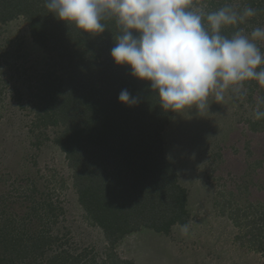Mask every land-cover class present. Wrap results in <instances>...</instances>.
<instances>
[{"label":"rangeland","instance_id":"1","mask_svg":"<svg viewBox=\"0 0 264 264\" xmlns=\"http://www.w3.org/2000/svg\"><path fill=\"white\" fill-rule=\"evenodd\" d=\"M221 1L237 9L242 0ZM215 4L195 5L206 12L223 6ZM248 20L240 24L246 33L264 27ZM258 47L264 53V41ZM56 61L31 40L23 17L0 23V247L6 237L18 240L16 264H130L78 202L74 171L55 143L63 125L32 126L39 76L61 73ZM245 89L220 104L209 97L211 114H171L161 134L191 223L188 236L175 225L164 235L191 264H264V117L254 118L261 87ZM129 217L132 225L142 220ZM36 239L48 240L42 254L25 255Z\"/></svg>","mask_w":264,"mask_h":264},{"label":"trees","instance_id":"2","mask_svg":"<svg viewBox=\"0 0 264 264\" xmlns=\"http://www.w3.org/2000/svg\"><path fill=\"white\" fill-rule=\"evenodd\" d=\"M221 2L194 0L224 6ZM244 7L256 10L247 19L251 25L264 24V0H242L237 10ZM17 17L25 19L31 40L56 56L61 72L39 76L41 89L32 126L63 125L55 143L74 171L79 204L102 229L110 247L139 227L168 234L172 226L186 224V191L178 185L162 148L161 134L172 113L161 110L146 83L112 61L111 48L119 34L114 20L104 21L103 34L89 36L56 19L45 0H0V23ZM241 25L226 29L225 34L231 35ZM122 89L138 95L140 102L122 105L118 101ZM260 92L262 101L264 87ZM260 105L264 111V103ZM130 213L142 220L132 225ZM262 221L258 230L264 236ZM6 238L0 247V264H16L20 251L15 248L20 244L14 237ZM45 244L48 240L36 239L24 254L41 255ZM56 261L50 262L59 264Z\"/></svg>","mask_w":264,"mask_h":264},{"label":"clouds","instance_id":"3","mask_svg":"<svg viewBox=\"0 0 264 264\" xmlns=\"http://www.w3.org/2000/svg\"><path fill=\"white\" fill-rule=\"evenodd\" d=\"M47 10L82 34L96 36L114 20L118 35L110 56L117 67L127 68L146 83L165 113L186 110L210 113L209 97L217 104L246 94L245 85L264 87V27L250 33L237 27L256 15L252 7L237 10L224 5L206 12L194 0H45ZM118 101L125 106L140 102L138 95L122 89ZM264 103V100L261 101ZM264 111L257 105L254 118ZM190 235L191 223L175 225Z\"/></svg>","mask_w":264,"mask_h":264},{"label":"crops","instance_id":"4","mask_svg":"<svg viewBox=\"0 0 264 264\" xmlns=\"http://www.w3.org/2000/svg\"><path fill=\"white\" fill-rule=\"evenodd\" d=\"M113 247L120 260L130 264H191L168 236L147 228L125 234Z\"/></svg>","mask_w":264,"mask_h":264}]
</instances>
